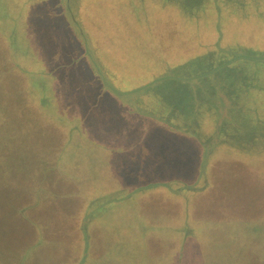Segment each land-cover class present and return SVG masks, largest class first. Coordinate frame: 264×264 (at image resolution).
Here are the masks:
<instances>
[{"label":"rangeland","instance_id":"1","mask_svg":"<svg viewBox=\"0 0 264 264\" xmlns=\"http://www.w3.org/2000/svg\"><path fill=\"white\" fill-rule=\"evenodd\" d=\"M0 264H264V0H0Z\"/></svg>","mask_w":264,"mask_h":264},{"label":"trees","instance_id":"2","mask_svg":"<svg viewBox=\"0 0 264 264\" xmlns=\"http://www.w3.org/2000/svg\"><path fill=\"white\" fill-rule=\"evenodd\" d=\"M225 67V66H224Z\"/></svg>","mask_w":264,"mask_h":264}]
</instances>
